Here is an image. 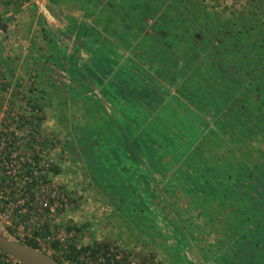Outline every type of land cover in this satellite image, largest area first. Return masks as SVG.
Wrapping results in <instances>:
<instances>
[{"label":"rangeland","instance_id":"rangeland-1","mask_svg":"<svg viewBox=\"0 0 264 264\" xmlns=\"http://www.w3.org/2000/svg\"><path fill=\"white\" fill-rule=\"evenodd\" d=\"M200 1L216 11L218 20L240 29L209 52L202 51L199 37L194 38L199 21L181 28L187 36L180 41L156 34L132 35L122 24L126 0H119L114 8L106 6V0L99 4L96 0H0V18L9 24L0 31V61L5 69L0 74V103H12L15 116L27 112L38 133L53 137L56 162L47 169V183L37 188V196L46 195L48 184H55L68 198L53 217L55 233L64 239L56 246L41 241L44 251L65 264H73L64 256L65 245L95 243L105 245L116 264H240L238 232L244 231L251 241L260 234L252 226L257 220L253 205L242 213L233 196L243 161L251 159L249 165L255 167L254 160L264 155V0ZM239 17L245 23L237 26L233 21ZM218 49L235 74L223 72L213 61ZM106 54L129 65L124 68L127 72L135 70L132 65H142L166 83L168 91L158 87L151 103H159L158 92L164 95L163 103L176 107L188 103L203 114L215 103L229 106L217 131L206 130L196 142L199 151L190 150L195 160L190 153L184 160L190 182L182 171L164 170L170 155L157 156L153 138L147 135L157 124V115H150L148 123L153 124L141 126L152 104L140 103L141 108L139 103H122L119 96L113 99L115 94L110 98ZM97 58L102 68L96 75H86L83 67L95 65ZM60 59L62 87L60 75L55 76ZM125 70L111 74L122 82ZM48 71L53 73L52 81L44 75ZM176 72L180 77L173 87L175 81L167 79ZM48 81L51 87L44 86ZM127 83H120L127 90L126 101L137 91L135 82ZM54 103L61 105L57 117ZM181 112L191 120L185 109ZM128 150L135 155H128ZM202 187L205 191H199ZM17 198L22 196L17 193ZM242 206L244 210L247 205ZM247 212L250 228L240 229V218L243 214L245 219ZM0 231L14 238L2 225ZM246 246L254 251L253 257L259 256L253 245Z\"/></svg>","mask_w":264,"mask_h":264},{"label":"trees","instance_id":"trees-1","mask_svg":"<svg viewBox=\"0 0 264 264\" xmlns=\"http://www.w3.org/2000/svg\"><path fill=\"white\" fill-rule=\"evenodd\" d=\"M119 0H106V6H110L111 8L115 7V4H119ZM128 2L125 3V7H127V11L124 16V20L122 21L123 26L126 29L131 30V34L134 36L139 35H160L163 38H171L173 40L180 41L181 39H184L182 37L187 36L186 34H182L180 32L181 28H189L192 25L193 21H199L198 27H197V36L194 37L198 39L199 37L202 42L201 45L203 48V52L207 50L209 52L210 50H214L218 45L223 46L222 41H227L232 38V35L236 34L240 29L234 28L232 29V26L227 20L220 21L218 20V16L216 15V11L211 9L209 11L208 9V3H203L202 1L197 2V0H192L191 3L187 2L186 0H126ZM104 2V0H96V3ZM113 2V3H112ZM200 3V4H199ZM206 5V6H205ZM176 12V13H174ZM216 15V16H215ZM234 24L237 26L240 24H244L245 20L244 17H239L235 21H233ZM249 30V29H247ZM81 34L84 33V30L79 31ZM195 39V40H196ZM106 40L108 38L106 37ZM231 41V40H230ZM196 42V41H195ZM226 46V45H225ZM108 46H106L107 48ZM111 49V48H109ZM238 47H236V50ZM215 52V51H214ZM216 53V52H215ZM220 49L217 50L216 55L213 58V61L217 64L218 67L222 68L223 72H227L230 75L235 74L233 65L227 66L225 65V59L223 58L222 54H220ZM218 54V55H217ZM101 59V57H98ZM95 59L96 64L95 65H87V68L84 69L86 72H90L93 75H96V70H99L98 68H102L101 65H103L102 60ZM110 60H114L113 64L110 63ZM114 59L112 56L106 54V76L108 78V84H109V90L108 93L110 95V98L112 95H114L113 99L118 98L126 100V92L122 90L124 84L129 85L127 81H131L134 83V85L137 86L136 88V96L139 94L144 99L152 98L150 92V89L147 87H144V81L148 80L149 82L158 84V87L163 89L165 92L168 91L166 89V83L159 81L158 77H156L154 74H149L148 69H146L145 66L142 65H132V67L138 72H133L131 69L127 72L124 68H127L128 66L124 63L120 64L118 63V60ZM225 65V67L223 66ZM125 70L126 75L125 79L120 82L117 81L116 75H112V71L115 69ZM122 71V72H125ZM85 74L83 77L87 78ZM180 75L176 72L174 74H168V80H170L173 83V87L177 86L178 84V78ZM121 78V77H120ZM88 81L91 82L90 78H87ZM127 80V81H126ZM159 81V83H158ZM169 82V81H168ZM124 83V84H120ZM132 88H135L134 86ZM255 87H258V84L255 85ZM133 90V89H132ZM131 90V91H132ZM113 91V92H112ZM154 92V91H153ZM119 93V94H118ZM134 93V92H133ZM132 94V93H131ZM133 95H130L129 97H132ZM158 96V102L159 103H151V111L148 112V116L144 115L142 119L141 126H147L150 120V115H157L154 118H157L158 120L156 125L150 126L151 129H149V134L147 135L152 139V144L154 146V149H156L157 156L162 159V156L164 154L170 155V158L167 159L165 162V168L164 170H169L170 168L173 170L182 171L184 173L186 181L190 182L192 180L191 176L189 177V172L186 169L187 164H184V160L186 159L188 153H190L192 150L195 154L199 151V145L197 146V140L203 136L206 130H213L217 131V125L218 121L225 120L227 116V112H225L224 108L226 107L228 112H230V109L227 107V105H220L219 103H215L214 106H207L208 109L205 111V114L201 113L198 109H192L188 103H179L180 106L176 107L175 105H172L171 103H163L164 101V95L160 96L157 92ZM232 95L229 96V98ZM146 97V98H145ZM154 97V96H153ZM142 98V99H143ZM228 100V99H227ZM226 103V102H224ZM157 108V109H156ZM181 108L185 109L188 114L191 117V120H188L187 117L181 112ZM144 109V108H143ZM145 110V109H144ZM157 110V111H156ZM155 112V113H154ZM145 114V113H144ZM188 120V122H186ZM188 123V125H186ZM155 124V122H154ZM153 128L156 130L154 131ZM193 128L196 129V133L192 134ZM191 131V132H190ZM171 132H174L172 134ZM157 135H156V134ZM150 134H153L152 136ZM154 134L156 136H154ZM167 135L164 138H160V135ZM191 134V136H190ZM188 137L190 138V141H188ZM155 140V141H154ZM145 142L144 147L146 148L147 141L143 140ZM140 146V145H139ZM144 148V149H145ZM190 153L191 159L195 160ZM255 161V167H251L249 165V162H251V159L248 160V162L243 161L242 170H240L238 174L235 176V189H236V196H233V193L231 192V195L234 198V200L237 199L236 204L240 206L239 209L240 212H246L248 211V206L253 205V208L256 213L257 220L255 223H253V228L255 230L260 231V234H256V237L253 241L249 240L246 236L244 231L238 232V236L240 237L241 241L239 240V243L242 245L241 248L236 247V253L237 258L240 261V264H245L247 260H252L255 264H264V239L261 241L262 238H264V166H261L264 163V155H262L259 160ZM176 165H175V164ZM238 160L234 161V164H238ZM199 164V163H198ZM198 164L196 166H198ZM199 167V166H198ZM196 167L198 170L199 168ZM262 167V168H261ZM232 174V173H231ZM228 175L229 176H231ZM188 176V177H187ZM201 178V177H199ZM233 179V177L231 178ZM185 181V182H186ZM205 181V180H204ZM232 181V180H231ZM198 184H195L194 186H197ZM231 187V186H230ZM205 187H202L204 189ZM201 189V187L199 188ZM234 191V188L232 189ZM199 191H205L199 190ZM231 191V188H230ZM230 195V197H231ZM231 202V201H230ZM246 204L247 206L243 210V206L241 205ZM231 205V204H230ZM230 205L226 207H230ZM242 209V211H241ZM245 215V219L240 218L239 223L240 229L250 228V216ZM243 220H245V223H243ZM70 228V227H68ZM79 229L80 227L77 226ZM257 232V231H256ZM20 241L29 244L35 248L43 250L38 240L32 237H24L23 239H19ZM58 244L57 240L52 241V245L56 246ZM253 245V248L255 250V255L259 253V256L257 258L253 257L254 251L251 252L248 251V248H246V245ZM94 246H98V243L93 244ZM90 245H82L80 248L75 247L73 244L69 245V249L67 252L64 253V256L74 260L77 258L79 253L82 250H85L89 248ZM93 251H96L95 248H93ZM54 257H56L61 263L65 264L62 261V258L55 255L54 253H51ZM248 257V258H247ZM253 257V259H251ZM263 258V259H262ZM0 264H6L1 258H0Z\"/></svg>","mask_w":264,"mask_h":264},{"label":"built area","instance_id":"built-area-1","mask_svg":"<svg viewBox=\"0 0 264 264\" xmlns=\"http://www.w3.org/2000/svg\"><path fill=\"white\" fill-rule=\"evenodd\" d=\"M9 106H4L0 111L3 139L11 143L9 160L5 161L7 176L0 184V225L15 239L32 237L44 248L46 245L50 246L54 240L60 243L64 239L59 233H55L53 217L59 206L68 199L60 193L55 184H48L49 190L46 195L37 196V188L47 183V169L56 162V153L52 149L51 142L53 137L50 134L38 133L35 122H32L27 112L15 116L13 108ZM17 193L22 196L21 199L17 198ZM65 246L67 252L69 247ZM93 248L96 251H93ZM0 258L6 264H24L2 249H0ZM82 258H85V262ZM72 262L73 264H116L105 245H90Z\"/></svg>","mask_w":264,"mask_h":264},{"label":"water","instance_id":"water-1","mask_svg":"<svg viewBox=\"0 0 264 264\" xmlns=\"http://www.w3.org/2000/svg\"><path fill=\"white\" fill-rule=\"evenodd\" d=\"M0 249L24 264H62L46 251L9 237L2 231H0Z\"/></svg>","mask_w":264,"mask_h":264},{"label":"crops","instance_id":"crops-1","mask_svg":"<svg viewBox=\"0 0 264 264\" xmlns=\"http://www.w3.org/2000/svg\"><path fill=\"white\" fill-rule=\"evenodd\" d=\"M61 60V59H60ZM63 60V59H62ZM62 60H61V62H62ZM58 65V68H55V70L56 71H59V72H56L55 71V76H57L58 74L60 75L59 76V85L61 86L62 84L60 83V79H61V75H62V72H60V70H61V68H63V62L62 63H59V64H57ZM133 72H136V73H138L136 70H134ZM50 73V74H49ZM58 73V74H57ZM46 77H48V78H50L51 79V81H52V75H53V73H51L50 71H48V72H46V74H44ZM62 82V81H61ZM44 83V86H50L51 87V82L50 81H48V82H43ZM158 83H159V81H158ZM144 87H148L149 89H150V91H157V89H158V84L156 85V82L155 83H152V82H149L148 80H145L144 81V85H143ZM62 87V86H61ZM152 92H150V93H152ZM143 97H141L139 94L136 96V94L135 95H133L132 97H130L129 99H127V101L126 100H124V99H118V100H122V103H139V106H137V107H141L142 108V104H140V103H151V100L152 99H142ZM164 102V101H163ZM54 112H55V117H57V112H56V109L58 108V109H60V107H61V105H60V103H54ZM58 118H59V116H58ZM61 118V117H60ZM49 122H51L50 120H49ZM142 122V121H141ZM56 127H55V130H57V126L58 125H55ZM58 130H61V129H58ZM138 150H141V148H138ZM113 153H116L115 151H112ZM127 154L128 155H135V152L133 151V152H131V151H129L128 150V152H127Z\"/></svg>","mask_w":264,"mask_h":264},{"label":"flooded vegetation","instance_id":"flooded-vegetation-1","mask_svg":"<svg viewBox=\"0 0 264 264\" xmlns=\"http://www.w3.org/2000/svg\"><path fill=\"white\" fill-rule=\"evenodd\" d=\"M9 16H10V19H11L12 16L11 15H9ZM8 26H9V24L6 23V22H2V20L0 18V31L1 32H5L8 29ZM2 27H4L5 29L3 30ZM2 39H5V38L2 37ZM2 64H3V62L0 61V74H3L4 70H5L2 67ZM10 104L12 105V103H10ZM6 105L8 107L9 103H0V111ZM9 107L12 108V106H9ZM1 125H2V123H0V184H2L1 181L5 178V176H7L6 170H5L6 169L5 161L9 160L10 146H11V143L9 142V140L5 141V139H3V136H2L3 130L1 129ZM58 134H60V133L58 132Z\"/></svg>","mask_w":264,"mask_h":264}]
</instances>
